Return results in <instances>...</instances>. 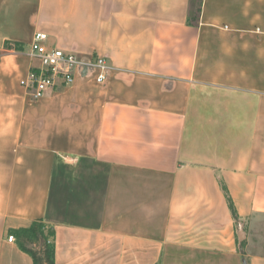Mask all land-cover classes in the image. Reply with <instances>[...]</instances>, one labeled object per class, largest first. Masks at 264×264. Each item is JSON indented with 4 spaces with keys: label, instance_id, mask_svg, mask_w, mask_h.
Here are the masks:
<instances>
[{
    "label": "crops",
    "instance_id": "obj_1",
    "mask_svg": "<svg viewBox=\"0 0 264 264\" xmlns=\"http://www.w3.org/2000/svg\"><path fill=\"white\" fill-rule=\"evenodd\" d=\"M191 1L0 0V51L25 48L0 58V264H33L8 237L38 220L56 264H264L222 189L247 230L264 219V0H202L197 25ZM37 32L108 79L32 99ZM88 160L109 168L97 224L53 222L55 187L71 215L83 195L60 166Z\"/></svg>",
    "mask_w": 264,
    "mask_h": 264
},
{
    "label": "built area",
    "instance_id": "obj_2",
    "mask_svg": "<svg viewBox=\"0 0 264 264\" xmlns=\"http://www.w3.org/2000/svg\"><path fill=\"white\" fill-rule=\"evenodd\" d=\"M49 36L37 32L30 44L29 56L37 61L38 66L32 67L27 76L20 81L32 99L43 98L48 91L71 86L79 73L96 75V82L104 83L111 72V66L103 57L96 56L83 59L73 52L64 49L51 48L48 45ZM9 242H15L13 236Z\"/></svg>",
    "mask_w": 264,
    "mask_h": 264
},
{
    "label": "rangeland",
    "instance_id": "obj_3",
    "mask_svg": "<svg viewBox=\"0 0 264 264\" xmlns=\"http://www.w3.org/2000/svg\"><path fill=\"white\" fill-rule=\"evenodd\" d=\"M29 40V38H28ZM28 43V50L30 49L31 41H26ZM13 51V50H10ZM7 51V52H10ZM25 51V48H24ZM61 170L58 173L60 174V183H66L67 185H71L72 182H76L75 188L80 192L82 197L80 199L81 202L77 208V213L63 212L60 208L61 203L63 204L64 198H60V194H57L56 187L53 189V194L51 197V207L49 210V217L53 222H61V223H86L90 225H96L99 217V204H101L103 197V187H104V178L108 173L109 168L106 166H101L95 163L94 161L88 160L83 162L79 168H68L64 166H60ZM95 178V179H94ZM93 180H96L94 182ZM62 181V182H61ZM93 183V184H92ZM73 187V186H72ZM61 188V184H60ZM87 192V194H85ZM89 192V193H88ZM92 197V198H90ZM60 198V201H59ZM63 199V200H62ZM85 205V206H84ZM81 206L88 208L87 211L81 210ZM91 207V209L89 208ZM78 213H81L78 214ZM48 226H52V224L47 223ZM240 227V226H239ZM248 230L246 229V233L249 232V236L251 237V252H262L264 253V219H260L257 223L252 225H248ZM17 243V241H16Z\"/></svg>",
    "mask_w": 264,
    "mask_h": 264
},
{
    "label": "trees",
    "instance_id": "obj_4",
    "mask_svg": "<svg viewBox=\"0 0 264 264\" xmlns=\"http://www.w3.org/2000/svg\"><path fill=\"white\" fill-rule=\"evenodd\" d=\"M202 12V0H192L189 9V24L197 25ZM4 52L0 51V58L3 53L13 50L16 52L24 51V44L18 42H5ZM223 192L227 198L229 210L237 226V241L244 247L246 240H240L238 229L246 233L245 223L241 220L234 202L227 192L225 186H222ZM243 225V226H242ZM239 226H242L241 228ZM17 241L19 249L27 254L33 264H56V231L53 226H48L44 220L33 222L29 228H23L12 232Z\"/></svg>",
    "mask_w": 264,
    "mask_h": 264
},
{
    "label": "water",
    "instance_id": "obj_5",
    "mask_svg": "<svg viewBox=\"0 0 264 264\" xmlns=\"http://www.w3.org/2000/svg\"><path fill=\"white\" fill-rule=\"evenodd\" d=\"M245 238V234L244 232L242 231V229L240 230V239H244Z\"/></svg>",
    "mask_w": 264,
    "mask_h": 264
}]
</instances>
